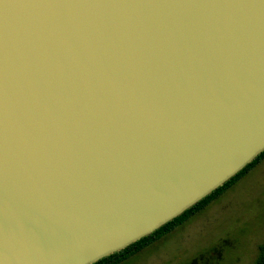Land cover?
Listing matches in <instances>:
<instances>
[{
	"label": "water",
	"instance_id": "1",
	"mask_svg": "<svg viewBox=\"0 0 264 264\" xmlns=\"http://www.w3.org/2000/svg\"><path fill=\"white\" fill-rule=\"evenodd\" d=\"M264 153V0H0V264H96Z\"/></svg>",
	"mask_w": 264,
	"mask_h": 264
},
{
	"label": "rangeland",
	"instance_id": "2",
	"mask_svg": "<svg viewBox=\"0 0 264 264\" xmlns=\"http://www.w3.org/2000/svg\"><path fill=\"white\" fill-rule=\"evenodd\" d=\"M263 243L264 161L205 211L123 264H256Z\"/></svg>",
	"mask_w": 264,
	"mask_h": 264
},
{
	"label": "trees",
	"instance_id": "3",
	"mask_svg": "<svg viewBox=\"0 0 264 264\" xmlns=\"http://www.w3.org/2000/svg\"><path fill=\"white\" fill-rule=\"evenodd\" d=\"M263 161L264 153L260 155L252 164L246 167L241 173H239L235 178L225 184L224 187L218 189L213 194L202 200L199 204L186 211L182 216L166 224L161 229L153 233L151 236L146 237L141 241L128 247L126 250L116 253L108 258H105L96 264H123L131 258L139 255L157 241L162 240L165 236L174 232L178 227L192 220V218L195 217L197 214L205 211L212 203L220 199L227 191L233 188L241 179L246 177ZM256 264H264V243L259 247V256L257 258Z\"/></svg>",
	"mask_w": 264,
	"mask_h": 264
}]
</instances>
